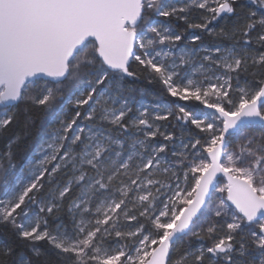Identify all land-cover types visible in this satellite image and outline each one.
<instances>
[{"label": "snow or ice", "instance_id": "obj_1", "mask_svg": "<svg viewBox=\"0 0 264 264\" xmlns=\"http://www.w3.org/2000/svg\"><path fill=\"white\" fill-rule=\"evenodd\" d=\"M259 49L264 0H0V264H264Z\"/></svg>", "mask_w": 264, "mask_h": 264}, {"label": "trees", "instance_id": "obj_2", "mask_svg": "<svg viewBox=\"0 0 264 264\" xmlns=\"http://www.w3.org/2000/svg\"><path fill=\"white\" fill-rule=\"evenodd\" d=\"M199 11L198 10H193L192 13L190 14V22H195L196 20L198 21L199 18ZM221 23H223V21H221ZM187 26L182 23L179 22L177 24V28L179 29H183L186 28ZM203 40L205 41V43H209L211 38L207 35L204 34L203 35ZM262 51H264V49H262ZM131 87L135 88L136 91V95L139 99H147L150 100V97L147 95H143L141 96L140 94V90L141 89H145L147 90V92L149 93H156L159 94L160 97H163L164 94L162 92V90L160 89L159 85L157 84H150L148 83V81L146 80H139V81H131L130 82ZM152 102H157L156 100H151ZM61 103H64V101L62 100ZM197 111H199V109H197ZM173 125H175V121L172 122ZM178 125H176L175 127L172 128V131H175L178 134ZM19 133V129L18 128H14L12 130H10L7 133H0V150H3L7 144V140L8 138L13 135V134H18ZM37 140L35 137V133L33 132L32 135H30L29 137L23 139L18 146L15 147V153H16V161L18 163H23L25 158H29L30 155L32 154V152L34 151V148L36 146ZM9 239V230L0 225V242H7ZM189 243H191V245L193 247H196L199 245L200 241L195 239V238H188L185 237L184 238V242L182 245H179L178 247L180 248H187Z\"/></svg>", "mask_w": 264, "mask_h": 264}, {"label": "rangeland", "instance_id": "obj_3", "mask_svg": "<svg viewBox=\"0 0 264 264\" xmlns=\"http://www.w3.org/2000/svg\"><path fill=\"white\" fill-rule=\"evenodd\" d=\"M199 16H200V13H199ZM195 22H198L197 20L195 21ZM195 22H193V23H195ZM207 44V43H206ZM260 51H262V49H259ZM143 100H145V101H149V100H147V99H143ZM150 102H152V101H150ZM152 103H156V102H152ZM71 114V113H70ZM173 128V127H172ZM172 128H169V131H172ZM179 132H180V128L178 127V134H179ZM185 134H187V133H185ZM35 149V148H34ZM33 153H34V151L32 152V154L30 155V157L33 155ZM226 183V181L225 180H221L220 182H219V184H218V186L217 187H219V186H222L223 184H225Z\"/></svg>", "mask_w": 264, "mask_h": 264}, {"label": "water", "instance_id": "obj_4", "mask_svg": "<svg viewBox=\"0 0 264 264\" xmlns=\"http://www.w3.org/2000/svg\"><path fill=\"white\" fill-rule=\"evenodd\" d=\"M221 180H225L227 182V179H226V177L223 176V174H218V184ZM218 184H217V186H218Z\"/></svg>", "mask_w": 264, "mask_h": 264}]
</instances>
